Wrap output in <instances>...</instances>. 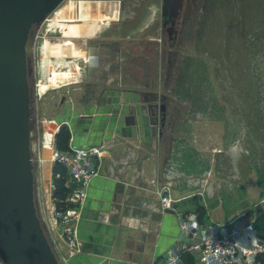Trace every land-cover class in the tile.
<instances>
[{
	"label": "rangeland",
	"instance_id": "rangeland-1",
	"mask_svg": "<svg viewBox=\"0 0 264 264\" xmlns=\"http://www.w3.org/2000/svg\"><path fill=\"white\" fill-rule=\"evenodd\" d=\"M103 1L64 0L27 42V54L34 65L30 125L40 218L46 223L49 216L52 144L55 148V135L66 125L57 123L56 117L71 107L81 111L83 95L91 89L88 83L97 92L104 85L93 80V73L107 74L103 68L110 63L119 77L115 83L126 87L134 84L137 89L149 85L177 102V118L169 133L170 150L188 178L206 181L200 188L203 194L189 200L190 210L194 203H201L217 222L249 211L262 218L264 0H206L202 19L196 22L193 13L188 21L187 37L179 34V22L169 43L162 42V0H111L120 3L117 9ZM91 8L101 11L92 12ZM58 19L81 23L84 29L80 28L81 33L73 27L63 31ZM216 20L230 35L234 32V41H208ZM199 31L204 40L197 43ZM83 46L91 59L86 58ZM152 98L156 99L155 92ZM205 184L213 185L212 195Z\"/></svg>",
	"mask_w": 264,
	"mask_h": 264
},
{
	"label": "crops",
	"instance_id": "crops-1",
	"mask_svg": "<svg viewBox=\"0 0 264 264\" xmlns=\"http://www.w3.org/2000/svg\"><path fill=\"white\" fill-rule=\"evenodd\" d=\"M103 2L114 4L115 9L120 4ZM119 12H114V18ZM81 27L74 26V32L81 33L84 29ZM85 48L86 58L91 59ZM112 68L110 63L103 68L107 74L93 73L96 77L93 80L104 85L97 92L88 83L92 91L82 99L81 111L71 107L56 117L57 123L66 124L73 144L96 145L104 150L98 175L91 179L80 209L77 223L80 252L69 256L60 243L58 252L65 257L63 264H162L164 255L179 249L183 241L178 213L192 211L191 198L203 194L200 188L206 181L187 177L179 159L174 160L170 136L163 141L149 123L143 91L134 88V84L126 87L115 83L119 77H115L117 71ZM130 116L134 123L127 120ZM205 185L208 195H212L213 185ZM158 191L175 200L174 209L161 208ZM201 205L204 223L225 224L236 217L214 221ZM243 213L254 216L261 226L256 224L258 230H264V216L259 219L256 211ZM191 259L189 255L184 257L186 262Z\"/></svg>",
	"mask_w": 264,
	"mask_h": 264
},
{
	"label": "water",
	"instance_id": "water-1",
	"mask_svg": "<svg viewBox=\"0 0 264 264\" xmlns=\"http://www.w3.org/2000/svg\"><path fill=\"white\" fill-rule=\"evenodd\" d=\"M64 0H0V261L63 264L38 214L30 96L32 33ZM181 0H162L163 25L174 32ZM127 120L134 123L130 116ZM153 122V121H152ZM157 123V122H156Z\"/></svg>",
	"mask_w": 264,
	"mask_h": 264
},
{
	"label": "built area",
	"instance_id": "built-area-1",
	"mask_svg": "<svg viewBox=\"0 0 264 264\" xmlns=\"http://www.w3.org/2000/svg\"><path fill=\"white\" fill-rule=\"evenodd\" d=\"M103 151L101 146L75 145L72 138L64 151L52 144L50 161L65 166L71 185L65 208H58L55 203L53 183L47 190L49 216L45 224L62 263L65 257L59 255L58 243L65 246L69 256L80 252L77 233L80 209L91 179L98 175ZM158 193L161 208L174 209L175 200L167 193ZM178 222L183 241L179 249L164 255L162 264H264V233L258 230L254 216L242 213L225 224H214L204 223L197 213L188 211L178 213ZM186 255L192 257L189 262L184 260Z\"/></svg>",
	"mask_w": 264,
	"mask_h": 264
},
{
	"label": "flooded vegetation",
	"instance_id": "flooded-vegetation-1",
	"mask_svg": "<svg viewBox=\"0 0 264 264\" xmlns=\"http://www.w3.org/2000/svg\"><path fill=\"white\" fill-rule=\"evenodd\" d=\"M204 1H206V0H181V7H180L179 16H178V19L176 22L174 32H172L171 34L168 31V25H165V26L163 25L162 16H161V28L160 29H161V33H163L165 35V37L162 39V42L163 43H167V42L169 43V41L174 38V36L177 32L179 22H180L179 34H181L184 38H185V35L187 37V33H188L187 24L189 23L188 21L192 17L193 13H194L196 22L199 21L200 19H202L201 12L203 11ZM214 1L218 2V0H214ZM90 5H91V3H89V6ZM93 9H95V8H93ZM93 9L91 8L92 12L93 11H101V10H98L97 8L95 10H93ZM214 11L216 12L215 17L218 18V16H217L218 10L215 9ZM101 18H103V17H101ZM215 23H216L215 25L211 26L212 28H214V31H212L211 27H210V31H209L210 35H207L208 41L213 42L215 39H217V41L221 40V41L227 42L228 39H230V40L234 39V32H233V36H232L229 34V31L225 27H223V24L219 20H216ZM199 25H201V24H199ZM242 25H243V27L245 26L244 21H242ZM215 26H217V29ZM219 27H221V30L218 32ZM197 28L198 27H196V31H197ZM232 28H234V26H232ZM262 32L264 33V29ZM225 33H226V35H224ZM195 36H196L195 38H196L197 43H199V41L203 42L204 33L199 31V33L196 34ZM212 47H214V46H212ZM214 50H215V47H214ZM138 89L143 91L141 93V95H142V98L147 103L146 111H147L149 123L153 126L154 131L158 133L160 138L163 139V141H166L167 139H169L168 136H169V133L171 131V127L174 124L173 120H176V118H177V116H176L177 111H178L177 102L174 99H171V97L167 94L158 93L156 88L154 90L151 89V87L149 85H146L143 87H138ZM91 91L92 90H90V91L87 90L85 95H87ZM153 92H155V98L156 99L152 98ZM85 95H83V98Z\"/></svg>",
	"mask_w": 264,
	"mask_h": 264
},
{
	"label": "trees",
	"instance_id": "trees-1",
	"mask_svg": "<svg viewBox=\"0 0 264 264\" xmlns=\"http://www.w3.org/2000/svg\"><path fill=\"white\" fill-rule=\"evenodd\" d=\"M71 134L67 129L66 125H61L59 130L55 135V148L59 151H64L68 148V143L70 140ZM52 183L54 186L53 197L55 198V203L58 208H65L67 206L66 197L71 191V185L68 182V173L65 166L55 161L52 165ZM193 212L197 213L200 221L203 217L204 208L201 204L194 203Z\"/></svg>",
	"mask_w": 264,
	"mask_h": 264
},
{
	"label": "bare ground",
	"instance_id": "bare-ground-1",
	"mask_svg": "<svg viewBox=\"0 0 264 264\" xmlns=\"http://www.w3.org/2000/svg\"><path fill=\"white\" fill-rule=\"evenodd\" d=\"M58 21H59V27H61V29L63 31H66V32L67 31L69 32V30H71L72 27H74V26L81 25V23L80 24H76V23L69 24V23H66V22H62V19H58ZM43 51H45L44 48H43Z\"/></svg>",
	"mask_w": 264,
	"mask_h": 264
}]
</instances>
